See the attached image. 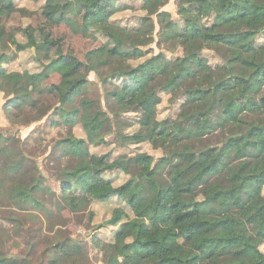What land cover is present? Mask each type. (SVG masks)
Instances as JSON below:
<instances>
[{
  "label": "trees",
  "instance_id": "16d2710c",
  "mask_svg": "<svg viewBox=\"0 0 264 264\" xmlns=\"http://www.w3.org/2000/svg\"><path fill=\"white\" fill-rule=\"evenodd\" d=\"M42 1L46 2L42 11L48 20L64 6L62 0ZM168 2L143 0L146 15L140 18L139 27L128 28L112 19L111 7H115L116 0H78L84 9L85 35L104 41L105 58L93 69L106 87L114 117L139 115V130L121 138L134 145L150 143L165 155L180 158L189 170L158 191L156 205L166 211L159 223L148 225L155 208L140 199L138 181L153 174L155 159L140 153L112 161L111 154L90 153L89 144L104 143L113 120L94 100L82 98L77 105L68 102L71 90L86 93L90 83L73 80L80 62L60 58L47 70L66 80L71 92L65 94L56 86L41 94L58 98L54 127L64 124L73 129L80 125L86 134L87 139L70 136L61 141L58 146L64 155L70 157V148L75 146L86 151L88 160L85 165L63 166L59 171L63 200L86 210L94 201L108 203L118 198L129 207L131 217L118 208L105 224L118 228L110 243L98 242L105 264H201L207 242L222 257L220 264H264V127L256 120L264 117V42L259 40L261 32L236 30V23L247 16L255 0H198L199 11L179 7V20L163 10ZM19 11L25 17L33 16L25 8ZM206 20H211V25ZM22 32L27 43L15 45L21 52L34 49L38 61L56 45L43 28L28 26ZM156 33L160 43L181 47L183 54L170 59L160 52L146 58V48L154 43ZM222 36L230 38L228 44L220 42ZM209 49L221 59L215 67L203 56ZM11 59L0 54V92L10 97L5 109L12 114L37 108L38 101L26 88L27 82L39 87L37 76L8 73L3 65ZM163 93L174 100L182 99L192 112L193 135L177 132L171 119H158ZM219 97L222 125L211 120ZM241 99L254 116L251 122L241 121ZM9 162L8 153L0 150L3 208L15 205L18 199L14 187L16 183L24 184L22 173L6 169ZM113 172H122L129 179L116 185L107 177ZM28 197L23 194V200ZM34 204L41 207L36 200ZM5 221L22 225L14 216ZM183 225L189 235L187 244L180 242ZM5 235L0 230V264H32L36 242H29L27 255H13L6 250ZM81 252L76 244L58 243L52 248L54 258L50 264H76Z\"/></svg>",
  "mask_w": 264,
  "mask_h": 264
},
{
  "label": "rangeland",
  "instance_id": "374dc122",
  "mask_svg": "<svg viewBox=\"0 0 264 264\" xmlns=\"http://www.w3.org/2000/svg\"><path fill=\"white\" fill-rule=\"evenodd\" d=\"M5 1V3L0 2V10L3 12L0 18V54H6L12 59L3 67L8 73L28 72L36 75L39 82V87H32L30 82L26 83V88L38 101V105L37 108H27L23 113L14 111L10 114L5 109L10 97L7 93L0 92V150L7 152L10 156L6 169L13 173H22L24 182V184L16 183L17 185L13 186L18 199L15 205L8 204L9 206L4 208L0 206V230L5 231L6 234V250L13 255L24 256L31 250L29 242H36L32 264H50L54 258L53 246L70 242L82 248L81 254L77 256L76 264H105L98 242L110 243L118 229L106 226V222L118 208L124 209L130 217L132 213L125 202L118 198H113L108 203L94 201L86 210L64 202L59 171L63 166L85 165L88 160L86 151L73 146L70 148V157H68L58 145L70 136L82 139L87 137L80 125L73 129L64 124L54 127L52 122L58 120L56 114L59 108L58 98L56 95L41 94V92L58 86L65 94L72 91L68 96V102L77 105L82 98H88L94 100L111 116L112 131L108 130L104 143L89 144L91 154L98 156L111 154L112 161L122 156H134L140 153L149 154L155 159L157 165L153 174L141 177L138 181L140 199L155 208L147 220L148 225L159 223L166 211V208L156 205L158 191L167 187L178 174L188 171V165L178 157H170L162 150L154 149L150 143L134 145L121 138V135L129 136L139 130V115L124 113L120 117H114L107 102L106 87L93 69L105 58V52L102 51L104 41L100 37L85 35L84 9L78 0H62L64 6L52 20H48L43 15L42 7L45 1ZM142 7L143 0H116L115 7H111L112 19L119 25L137 28L140 26V18L146 15ZM179 7L199 11L198 0H169L163 10L170 12L173 19L179 20ZM20 8L33 12V16H23L19 11ZM205 23L211 25L212 22L206 20ZM28 26L43 28L50 41L56 43L42 61H38L39 55L34 49L21 52L15 45L16 42L27 43L22 29ZM236 30L261 32L259 40L264 42V0H255L247 16L236 23ZM219 40L222 44H228L230 38L222 36ZM146 49V58L160 52L170 59L183 54L181 47L170 43H160L157 33L154 43ZM203 56L213 67L221 63L215 50H205ZM60 58L77 60L81 63L73 80L89 81V89L86 93L80 89L71 90L66 80L47 70V66L52 61ZM161 96L162 103L158 108V119H171L177 132L186 136L193 135L195 133L193 115L184 105V101L174 100L172 95L167 93ZM239 106L242 112L241 121H253L254 116L248 112L246 101L239 100ZM220 110L219 97L216 109L211 114V120L222 125ZM14 114L18 115L14 116ZM256 120L261 127H264V117H257ZM107 177L113 179L116 185H121L129 179L122 172H113ZM26 193L29 197L23 200V194ZM35 200L41 204V207L35 206ZM9 216L21 220L22 225L18 226L16 223L5 221ZM262 224L264 230V223ZM103 225L105 226L100 227ZM180 242L182 244L189 242L186 225L180 229ZM261 250L264 251V245ZM221 260L222 257L212 251L210 244L205 243L201 252V264L212 262L220 264Z\"/></svg>",
  "mask_w": 264,
  "mask_h": 264
}]
</instances>
